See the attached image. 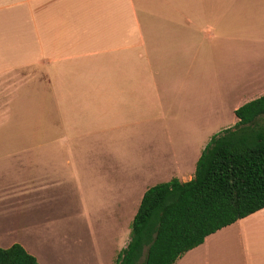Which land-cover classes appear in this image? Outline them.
Returning a JSON list of instances; mask_svg holds the SVG:
<instances>
[{
	"label": "crops",
	"instance_id": "0c3cea01",
	"mask_svg": "<svg viewBox=\"0 0 264 264\" xmlns=\"http://www.w3.org/2000/svg\"><path fill=\"white\" fill-rule=\"evenodd\" d=\"M262 96L264 0H0V247L115 264L144 193L190 181L211 137ZM59 149L64 178L43 170ZM99 150L109 166L94 178L129 183L84 185L72 233L45 240L47 263L27 240ZM174 264H264V209Z\"/></svg>",
	"mask_w": 264,
	"mask_h": 264
},
{
	"label": "trees",
	"instance_id": "16d2710c",
	"mask_svg": "<svg viewBox=\"0 0 264 264\" xmlns=\"http://www.w3.org/2000/svg\"><path fill=\"white\" fill-rule=\"evenodd\" d=\"M236 125L211 137L188 182L149 188L115 264H174L205 238L264 209V96L235 111ZM0 264H39L14 244Z\"/></svg>",
	"mask_w": 264,
	"mask_h": 264
},
{
	"label": "rangeland",
	"instance_id": "374dc122",
	"mask_svg": "<svg viewBox=\"0 0 264 264\" xmlns=\"http://www.w3.org/2000/svg\"><path fill=\"white\" fill-rule=\"evenodd\" d=\"M175 114V112H174ZM229 118H222V120H228ZM178 133L171 131L170 137L171 139H175V137H178ZM210 136L213 134H209ZM215 135V134H214ZM41 151L46 154H52L56 153L55 150H51L49 148H43ZM58 151V162L61 164L53 165L50 164L51 166L44 165L43 170L47 172L53 171L52 169L57 170V174H60L62 178L68 174L69 170L65 168V165L63 164L65 162V159L67 157V150L59 149ZM126 151V150H125ZM104 152H101L100 150L98 153H94L89 156V160L86 164H88L86 167L87 169L85 170H80L79 169V176L82 178L83 175L87 177L85 174L89 173V177L86 180H75V181H68V180H63L62 183V191L65 192V194L62 196L63 198L61 199L60 205L55 208L50 210L49 215H43V219H45L43 228H42V236L41 239H29L27 240L28 246L31 247L32 249L35 247L39 249V252H42L45 256L44 258L46 259L47 263L50 262V257H51V245L45 246V240H48L49 238H65L69 234H71V228H72V223H67L68 219V213L69 215H72L73 213L80 212L81 209V191L84 185L86 187H101V188H108L112 187V184H121L122 186H125L129 182L127 181H118V182H113V181H107V185L103 186L104 182H99L97 179L94 178V175L97 173H103L104 171V166H109L106 158L103 155ZM106 162V164H105ZM72 165L76 164L73 163ZM109 168V167H107ZM128 171V170H126ZM126 171L124 173H126ZM102 183V184H101ZM101 184V185H100ZM109 185V186H108ZM79 193V196H78ZM68 209V210H67ZM70 227V228H69ZM79 228V226H78ZM80 230V229H79ZM34 246V247H33ZM38 262V261H37Z\"/></svg>",
	"mask_w": 264,
	"mask_h": 264
}]
</instances>
